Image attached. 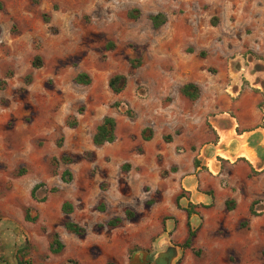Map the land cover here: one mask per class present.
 I'll list each match as a JSON object with an SVG mask.
<instances>
[{"label": "rangeland", "instance_id": "obj_1", "mask_svg": "<svg viewBox=\"0 0 264 264\" xmlns=\"http://www.w3.org/2000/svg\"><path fill=\"white\" fill-rule=\"evenodd\" d=\"M105 117L115 139L97 146ZM258 131L264 0H0V233L24 239L18 264H151L171 219L183 248L192 212L203 220L176 264H264V169L205 153ZM194 172L212 203L188 213Z\"/></svg>", "mask_w": 264, "mask_h": 264}, {"label": "trees", "instance_id": "obj_2", "mask_svg": "<svg viewBox=\"0 0 264 264\" xmlns=\"http://www.w3.org/2000/svg\"><path fill=\"white\" fill-rule=\"evenodd\" d=\"M151 19H152V21L156 27L162 25L166 21V17L162 14L154 15V16H152ZM34 66H37V64L34 63ZM76 80L79 83H86L87 84L90 82V78L86 74L78 75ZM108 85L114 93L119 94L125 88L126 77L124 75H114L109 80ZM183 92L187 96H190L192 98H196L198 96V88L194 84L185 85ZM115 126H116V123L112 117H105L103 122L98 126L97 131L94 135V138H93L94 144L97 146H101L105 143H112L115 139V135H114ZM196 163H199V162L196 161ZM35 189H36V187L34 188V190L32 192L33 195H34ZM226 205H227L228 209L233 208L232 205L231 206L229 205V202H227ZM191 206H193V205H191ZM62 211L66 215H69L72 213L73 207L69 202H65L62 206ZM187 211H188V213H190V210H187ZM251 213L253 214V209L251 210ZM130 216H132V214H130ZM26 220L31 221V222L35 221V218L30 217V215L28 213V209H27V214H26ZM119 221H120V218H118V217L111 219V220H109L108 225L109 226H116ZM187 224L190 227L189 236H188L186 242L182 245L183 248H190L192 245V239L196 235V232L191 229L190 223L188 222ZM64 227L68 231H70L71 233H74V234L79 235V236H83L86 232L84 227L72 222L71 220H66L64 223ZM63 247H64V245L61 243V241L59 239V235L55 234L54 240L50 246L51 251L53 253H59L63 249Z\"/></svg>", "mask_w": 264, "mask_h": 264}, {"label": "water", "instance_id": "obj_3", "mask_svg": "<svg viewBox=\"0 0 264 264\" xmlns=\"http://www.w3.org/2000/svg\"><path fill=\"white\" fill-rule=\"evenodd\" d=\"M249 140L255 151L260 154V156L264 157V133L262 131L254 132L249 136ZM240 148L241 145L236 139L231 140L225 146V150L234 155L239 153ZM217 151L218 150L214 145H209L205 149V153L209 154L210 158H214ZM217 166H219V164H217ZM182 187L191 192V198H186L185 200H181V202L185 204L191 202L195 205L200 203L210 205L212 203V196L199 190V178L197 174L194 173L185 176L182 180ZM198 222L199 220L195 218L192 223L198 224ZM173 223L174 220L171 219V224H167L166 232L156 240L155 246L159 251L155 255L151 264H176L182 256L183 248L178 244H174L169 237V231L172 229ZM140 255L142 256L143 254Z\"/></svg>", "mask_w": 264, "mask_h": 264}, {"label": "crops", "instance_id": "obj_4", "mask_svg": "<svg viewBox=\"0 0 264 264\" xmlns=\"http://www.w3.org/2000/svg\"><path fill=\"white\" fill-rule=\"evenodd\" d=\"M222 130H224V128ZM243 133L239 132V134H237V136L231 137L225 142V146H226L231 140H233V139L238 140V142L241 145V148H240L239 153L237 155L231 154L230 152L225 150V146H223L224 148L221 150L219 148V146L214 145L218 150L214 158H216L219 155V153L225 152L228 155V157L226 159H229V157H232V156H234L235 159H240V157L243 156L247 159L248 163L253 168H256L257 170L264 169V166L262 167V164L264 165V157L260 156V154H258L255 151V149H254L253 145L251 144L249 138L247 139L246 136H244L243 139L242 138L240 139V137L243 136V135H241ZM220 159H223V158H220ZM222 161H227V160H222ZM221 167L222 166L220 164H219V166L215 165V168H216L218 173L221 171V169H222ZM194 173H197V172H194ZM199 190H201L200 189V181H199ZM185 191H187V190H185ZM187 192L189 193V196L183 197V198H181V200H185L186 198H188V199L191 198V192H189V191H187ZM202 192H204V191H202ZM204 193H206V192H204ZM180 204L182 206L186 207V210L191 209V207H196L198 205H202L201 203L195 205L191 202H189L188 204L180 202ZM188 205H190L189 209L187 208ZM191 205H193V206H191ZM203 205H205V204H203ZM234 209L235 208L233 207L232 209H228V210L233 211ZM187 216H188L187 217L188 222L190 223L192 230H195V228H198L199 225L202 223L203 218H202V215L200 213L192 212L191 215H187ZM195 218H197L199 220L198 224L192 223L193 219H195ZM0 232H1V228H0ZM23 242H24L23 238L14 239L10 235H8L7 233L6 234L0 233V264H18L17 256L21 257V254L22 255L24 254V249H23L24 247L22 248Z\"/></svg>", "mask_w": 264, "mask_h": 264}, {"label": "flooded vegetation", "instance_id": "obj_5", "mask_svg": "<svg viewBox=\"0 0 264 264\" xmlns=\"http://www.w3.org/2000/svg\"><path fill=\"white\" fill-rule=\"evenodd\" d=\"M187 208L189 209V208H190V205H188ZM188 215H189V214H188ZM190 215H191V213H190ZM147 259H148V255L141 257V258L139 259V260H140V264H146Z\"/></svg>", "mask_w": 264, "mask_h": 264}]
</instances>
